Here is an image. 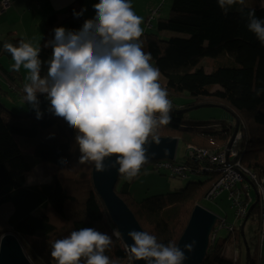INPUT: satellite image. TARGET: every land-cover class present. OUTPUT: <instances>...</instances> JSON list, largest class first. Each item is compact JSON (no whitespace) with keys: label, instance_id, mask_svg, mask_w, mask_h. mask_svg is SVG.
I'll return each instance as SVG.
<instances>
[{"label":"trees","instance_id":"trees-1","mask_svg":"<svg viewBox=\"0 0 264 264\" xmlns=\"http://www.w3.org/2000/svg\"><path fill=\"white\" fill-rule=\"evenodd\" d=\"M83 2L77 0L75 4L47 17L46 34L39 45L42 61L49 59L50 48L43 45L54 37L55 27L66 25V28L74 30L82 27L86 18H76L74 10L80 11ZM240 7L234 5L225 14L217 0H173L169 16L157 19V32H143L140 38L143 50L151 54L154 67L166 80L162 87L167 89L172 103L170 122L160 125L155 135L180 139L186 163H177L176 159L169 161L175 166L185 167L182 176L187 177L190 173L206 176L205 180L190 182L183 189L142 200L132 195L130 182L123 181L122 175L119 177L116 192L131 208L143 230L155 235L158 242L178 244L195 205L202 204L203 199L208 200V193L221 177L214 165L209 171L202 170L205 164L211 163L199 159L196 150V154L191 155L192 147L222 150L229 146L234 134L237 136L240 133L241 138L236 140L235 136L232 142L239 153L238 159L250 171L264 175V156L261 159V153H264V44L248 30L246 18L247 12L254 9L255 15L264 19V0L258 3L245 0L243 15L238 10ZM164 31L171 32V37L161 36ZM13 33L9 32L0 39V57L12 60L3 49V44L6 41L16 44L22 39ZM205 58L216 64L211 71L202 63ZM46 67V64L42 67V76L46 74ZM0 72L10 86L23 89L18 71L8 69L0 62ZM216 86L220 89L214 90ZM6 94L0 86V96ZM38 98L43 111L41 119H37L32 106L28 112L19 113L0 103V208L3 204L12 203L8 224L20 237L34 264H57L51 257L50 246V242L60 239L57 236L64 238L83 227H93L112 235L116 227L94 189V163H89L91 176L88 184H84L85 194L79 202L68 189L64 172L55 173L49 182L27 183L28 175L34 168L29 158L61 171L66 169L74 154L78 158L75 160H79L80 156L75 142L77 131L69 127L63 118L48 111L50 102L45 94L38 93ZM178 98L182 101L178 102ZM205 105L223 108L229 113L228 118L200 122L187 116L199 110L197 106L206 108ZM199 125L205 126L204 129L200 130ZM152 166L155 167V164ZM155 170L164 171L156 167ZM252 190L255 191L252 187L244 192V205L247 204V207L243 215L235 214L236 224L228 223L225 218L220 220L222 224L216 229L215 239L211 235L202 264H241L238 247L246 251V264H259L257 255L264 250V243L261 242L263 222L258 203L248 215L250 206L257 200L256 191L254 197ZM231 199L234 202L233 197ZM54 218L67 220L69 230L57 235ZM219 228L228 230L226 238H218ZM7 230H0V236ZM230 240L236 246L233 257L224 254ZM125 247L120 237L112 235V244L105 254L118 260L119 264H127L130 259Z\"/></svg>","mask_w":264,"mask_h":264},{"label":"clouds","instance_id":"clouds-1","mask_svg":"<svg viewBox=\"0 0 264 264\" xmlns=\"http://www.w3.org/2000/svg\"><path fill=\"white\" fill-rule=\"evenodd\" d=\"M217 3L225 14L237 4L244 14L245 0ZM93 8L95 16L86 19L80 29H53L54 38L43 45L53 50L46 61L41 60V49L31 40L20 39L16 44L6 41L3 49L11 55L14 70L22 66L28 72L23 98L36 111L37 119L43 117L38 98L41 93L50 102L48 111L77 131L78 162L94 163L98 171H104L105 159L115 156L111 167L118 165V173L131 181L147 162L149 137L159 143L155 130L170 122L172 103L159 82V69L150 62L151 54L142 48L143 21L131 0H99ZM85 11L74 10V16L79 18ZM246 18L248 30L264 44V19L258 18L254 9ZM45 64L47 72L42 76ZM112 235L119 238L120 230L113 229ZM112 235L93 227L73 230L50 242L51 257L57 264H119L105 254ZM128 236L134 241L124 249L130 260L183 264L187 259L175 242H158L147 231L132 229ZM195 244L193 240L184 248L192 251Z\"/></svg>","mask_w":264,"mask_h":264},{"label":"rangeland","instance_id":"rangeland-1","mask_svg":"<svg viewBox=\"0 0 264 264\" xmlns=\"http://www.w3.org/2000/svg\"><path fill=\"white\" fill-rule=\"evenodd\" d=\"M40 1L41 5L39 6L37 2ZM77 1V0H76ZM173 0H131L134 12L142 17L141 27L143 32H157L156 23L159 17H167L169 16L171 4ZM251 3L262 2V0H248ZM99 0H87L85 5L81 6V9L86 8L87 11L82 15L83 18L85 16L94 17L95 10L93 5L98 3ZM49 6L44 5L43 0H14L12 6L5 12L0 14V39L5 38V36L9 35V32H14L13 34L16 37H20L22 39L31 40L33 44L39 48L42 40L45 37L46 29L45 22L46 18L51 15ZM159 15H156L153 21V28H146V20L152 16V12L159 9ZM88 19V18H86ZM66 27V25H63ZM169 32V31H168ZM163 37L169 38V35H162ZM0 62L3 63L8 69H13L12 65L14 63L13 60H10L6 57H0ZM154 66L153 62L150 61ZM202 63L206 66L208 71H211L216 67L214 61L205 58L202 60ZM21 74L22 82L25 84L27 82L26 77L28 72L21 66V69L18 71ZM159 82L161 85L164 84L165 79L163 77L159 78ZM0 86L2 90L6 91L7 94L4 96H0V103L5 105L6 108H9L15 112H28L30 108V104L26 103L23 98V89L13 88V86L9 85L5 76H3L0 72ZM220 89L219 86H216L214 90ZM20 93L21 95L20 97ZM182 101V98H178V102ZM229 113L223 108L219 107H206L200 108L197 111H193L187 114L188 117H191L194 120L203 122V121H215L228 118ZM211 125V124H210ZM210 125H208L210 127ZM200 130H203L205 126L199 125ZM240 135V133H238ZM241 136H238L236 140H239ZM176 162L180 164L186 163V157H184V148L183 144L179 142ZM77 149V148H76ZM75 149V150H76ZM261 159L264 156V153H261ZM77 156L72 157L69 160V164L66 169H62L64 171L58 170L55 166L50 164H45L36 160L34 158H29L30 162L33 163V171L28 175V184L34 183H42L49 182L54 174H61L64 172V176L66 177L67 187L71 190L72 194L77 197V202H79L85 194L84 184H88L90 179V165L89 163H79ZM144 166V167H143ZM141 167L144 169L140 172L133 180L130 182V191L132 195L138 199L142 200L147 197L173 192L177 189H183L187 187V185L191 182H199L206 179V176L203 174H194L190 173L187 177L182 176V173L172 174L173 171L164 167H161L160 170H164L163 172H158L155 170V167L152 166V162H146ZM167 170V171H165ZM123 181L126 180L123 176L121 178ZM252 195L255 197V191L252 190ZM202 205L211 211L215 212L217 215L221 216L222 219H226L228 223H237L236 219V211L229 193L224 190L219 195H217L212 200L203 199ZM76 204V202H75ZM200 204V203H197ZM13 210L12 203L3 204L0 208V230L11 229L8 224V217ZM57 225V235L64 234L70 228V224L67 220H63L60 218H54ZM220 224V221L217 223V227ZM218 238L224 239L228 235V230L225 228H219L217 232ZM56 238H61L57 236ZM231 240L228 243L227 253L232 255L234 252L228 248H236L235 245H231ZM240 257L242 258L243 248H239ZM264 255V250L262 252ZM260 253V255H262ZM242 264V262H241ZM264 264V259H263Z\"/></svg>","mask_w":264,"mask_h":264},{"label":"water","instance_id":"water-1","mask_svg":"<svg viewBox=\"0 0 264 264\" xmlns=\"http://www.w3.org/2000/svg\"><path fill=\"white\" fill-rule=\"evenodd\" d=\"M54 38V37H53ZM50 48V55H52ZM47 72V67H46ZM211 106V105H205ZM197 106L196 108H201ZM236 134L231 138L229 146L235 139ZM180 139L177 137H159V143H156L153 138H149L145 147L148 157L147 163L154 160H175ZM115 160V156L105 159L106 169L98 171L93 164L92 167V182L94 189L101 198L107 213L116 228L120 230V238L126 245H131L134 241L128 236V232L132 229L144 231L135 214L127 203L116 192V184L121 176L117 168H112L111 164ZM258 202V199L249 208L248 215L253 207ZM247 215V216H248ZM222 220V217L215 212L206 208L202 204H196L181 238L178 241V246L185 252L187 259L183 264H202L207 256V250L210 244V237L215 239L217 223ZM245 223V222H244ZM244 223L241 232L243 234ZM196 241L192 251L184 248L185 244ZM130 264H147L145 260H129ZM0 264H34L28 255L20 237L13 229H8L0 236Z\"/></svg>","mask_w":264,"mask_h":264},{"label":"built area","instance_id":"built-area-1","mask_svg":"<svg viewBox=\"0 0 264 264\" xmlns=\"http://www.w3.org/2000/svg\"><path fill=\"white\" fill-rule=\"evenodd\" d=\"M12 0H0V14L11 6ZM159 9L152 12V16L146 20L147 28L153 27V21L156 15H159ZM237 135L236 137H238ZM235 137V139H236ZM234 139V140H235ZM197 155L199 159L206 162L208 160L211 164H205L203 171L211 170V165L215 166V171L221 174L219 180L214 184L212 189L207 195L208 200L214 199L222 191L226 190L229 195L233 197L234 206L236 207L237 216L243 215L246 211L247 204L244 205V192L249 191L252 187L257 191V199L259 200V206L261 210V218L263 224V233L261 236V242L264 243V175L250 171V169L244 167L241 160L238 159L239 153L232 146L225 147L222 150L210 151L206 149L191 148L190 154ZM152 164H155L156 168H167L174 173L184 174L185 167L182 165H173L169 160H154ZM127 264H130L129 261Z\"/></svg>","mask_w":264,"mask_h":264},{"label":"crops","instance_id":"crops-1","mask_svg":"<svg viewBox=\"0 0 264 264\" xmlns=\"http://www.w3.org/2000/svg\"><path fill=\"white\" fill-rule=\"evenodd\" d=\"M86 1L87 0H84L83 6L85 5ZM76 2H77L76 0H43L44 5L49 6L48 9L50 10L51 14H53L55 12H58V11H62L65 8H67L68 6H70L72 4H75ZM37 4L40 6L41 5L40 1H38ZM85 17L86 18H92L90 16H85ZM170 34H171V32H167V31L162 32V35H169L170 36ZM161 77H163V76L161 75ZM165 82H166V80H165ZM231 245H234V243L232 242ZM227 247H226V249L224 251V254L226 256H228V257H233V253H232V255L226 254L227 253L226 252L227 251ZM228 249H231V250L234 251V248H228ZM263 259H264V255L263 254L262 255H260V254L257 255V260L259 261V264H263ZM241 262H242V264H246V251H243L242 258H241Z\"/></svg>","mask_w":264,"mask_h":264}]
</instances>
